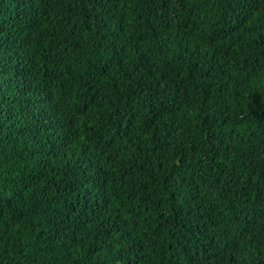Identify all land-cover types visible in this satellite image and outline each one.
<instances>
[{
	"label": "trees",
	"instance_id": "16d2710c",
	"mask_svg": "<svg viewBox=\"0 0 264 264\" xmlns=\"http://www.w3.org/2000/svg\"><path fill=\"white\" fill-rule=\"evenodd\" d=\"M0 264H264V0H0Z\"/></svg>",
	"mask_w": 264,
	"mask_h": 264
}]
</instances>
